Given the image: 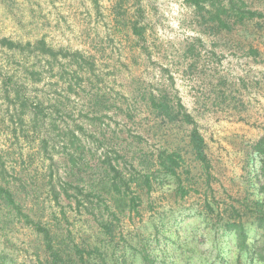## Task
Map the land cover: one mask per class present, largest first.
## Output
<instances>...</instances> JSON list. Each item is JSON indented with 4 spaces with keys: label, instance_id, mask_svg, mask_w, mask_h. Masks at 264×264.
<instances>
[{
    "label": "rangeland",
    "instance_id": "obj_1",
    "mask_svg": "<svg viewBox=\"0 0 264 264\" xmlns=\"http://www.w3.org/2000/svg\"><path fill=\"white\" fill-rule=\"evenodd\" d=\"M248 2L264 11V0ZM0 36L24 42L44 37L56 48L80 49L96 60L101 77L86 80L75 92H67L62 81L57 85L55 72L36 87L51 96L70 95L65 98L68 107L53 115L51 136L61 133L65 122L75 127L85 120L96 129L91 157L97 159L103 142L136 136L137 126L148 137L143 143L177 150L182 179L196 183L192 188L198 192L184 198L172 195L174 184H166L154 193L153 207L145 203L142 214L121 223L113 243L97 236L89 215L68 207L76 240L104 238L117 246L118 257L133 260L123 248L131 249L143 238L159 264H211L219 257L228 264H261L238 250L236 236L225 232L219 221L235 205L247 228L252 227L257 201L263 198L264 158L254 145L264 135V20L219 29L188 0H0ZM162 90L179 97L199 122L210 173L192 153L190 126L164 123L145 105L146 95ZM116 99L128 102L134 121L106 109ZM125 126L129 132L122 134ZM46 130L34 127L18 106L0 96V154L9 174L27 181L28 194L36 191L40 202L46 196L42 178L52 163L42 149ZM60 157L55 155V160ZM250 234L254 248L260 249L262 236H255L253 229ZM47 258L41 236L29 227L17 223L0 229V264H46Z\"/></svg>",
    "mask_w": 264,
    "mask_h": 264
},
{
    "label": "trees",
    "instance_id": "obj_2",
    "mask_svg": "<svg viewBox=\"0 0 264 264\" xmlns=\"http://www.w3.org/2000/svg\"><path fill=\"white\" fill-rule=\"evenodd\" d=\"M188 2L219 29L232 30L237 25L264 20V11L253 8L248 0ZM133 27L135 33L143 35L137 24ZM2 55L6 57L0 60V96L18 106L34 127L47 128V136L42 139V149L52 163L47 174L50 179L45 183L47 175L42 178L46 196L40 202L36 191L29 192L32 197L26 198L29 195L28 182L20 176L9 174L8 165L0 154V229L17 223L32 229L43 240L48 257L46 264H137L135 261L138 264H159L155 251L143 238H139L135 245L131 244V249L123 248L133 260L118 257L117 246L106 244L104 238L92 242L76 240V234L69 226L68 207L89 215L96 223L97 236H105L113 243L121 223L142 214L145 203L153 207L156 202L154 193L166 184H174L171 194L180 198L189 195L190 191L198 192L197 188H192L196 184L193 180L182 179L181 154L163 145L155 147L148 142L143 143L144 139L148 141V137L137 126L136 136L129 134V137H117L114 143L103 142L97 159L91 157V138L96 137V129L86 126L85 120H80L75 127L65 122L62 132L51 136L52 129L49 127L56 123L53 115L68 107L65 98L69 99L70 95L51 96L47 90L36 87L45 81L46 76H52L55 72L57 85L62 81L67 92H75L78 87H84L86 80L101 77L97 72L96 60L80 49L56 48L44 37L24 42L0 36ZM32 88H36L35 93ZM170 93L163 90L151 92L146 95L145 105L164 123L180 122L190 126L188 139L192 153L202 168L210 173L211 162L199 122L182 100ZM111 107L114 113L134 121L128 102L116 99L106 109L111 110ZM96 113L100 116L98 111ZM126 126L122 134L129 132ZM254 147L256 153L264 158V135L256 141ZM57 154L61 157L55 160ZM260 182L263 198L257 201L252 227L247 228L242 220L241 208L235 205L231 206L229 216L220 217L219 223L225 232H232L236 236V244L241 253L264 264V159ZM205 203L213 211L212 204L208 200ZM156 229L159 231L158 225ZM251 229L255 231V236L263 238L258 250L254 248ZM217 261L213 260L211 264H228L224 257H219Z\"/></svg>",
    "mask_w": 264,
    "mask_h": 264
}]
</instances>
